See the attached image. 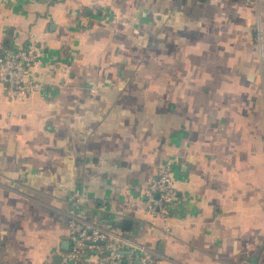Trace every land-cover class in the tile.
<instances>
[{
	"label": "crops",
	"instance_id": "obj_1",
	"mask_svg": "<svg viewBox=\"0 0 264 264\" xmlns=\"http://www.w3.org/2000/svg\"><path fill=\"white\" fill-rule=\"evenodd\" d=\"M259 23L264 0H0V56L36 47L44 86L0 82V264L66 255L72 218L152 264H264ZM166 165L167 223L142 210Z\"/></svg>",
	"mask_w": 264,
	"mask_h": 264
},
{
	"label": "built area",
	"instance_id": "obj_2",
	"mask_svg": "<svg viewBox=\"0 0 264 264\" xmlns=\"http://www.w3.org/2000/svg\"><path fill=\"white\" fill-rule=\"evenodd\" d=\"M256 43L259 54L264 59V27H256ZM40 53L36 48L19 47L12 54L0 56V82L11 100L20 102L32 93L40 92L44 86L27 71L39 64ZM67 74V68L63 69ZM178 182L171 165L164 166L145 191L146 204L142 210L165 223L170 218L169 207L178 198ZM71 250L64 255L63 264H77L88 252H96V264H152L153 258L147 249L136 242L97 227H86L75 218L69 223ZM118 244L122 245L121 249ZM139 260V263H137Z\"/></svg>",
	"mask_w": 264,
	"mask_h": 264
},
{
	"label": "water",
	"instance_id": "obj_3",
	"mask_svg": "<svg viewBox=\"0 0 264 264\" xmlns=\"http://www.w3.org/2000/svg\"><path fill=\"white\" fill-rule=\"evenodd\" d=\"M69 247H70V244L66 242L63 246V249L68 251ZM63 262H64V256L62 254H58L53 258L50 264H63ZM137 263H139V260H137Z\"/></svg>",
	"mask_w": 264,
	"mask_h": 264
},
{
	"label": "trees",
	"instance_id": "obj_4",
	"mask_svg": "<svg viewBox=\"0 0 264 264\" xmlns=\"http://www.w3.org/2000/svg\"><path fill=\"white\" fill-rule=\"evenodd\" d=\"M20 47H23V48H34V47H29V46H27L26 44H24V46L22 45V46H20ZM18 48H19V47H18ZM18 48H17V49H18ZM35 48H36V47H35ZM17 49H16V50H17ZM36 49H37V48H36Z\"/></svg>",
	"mask_w": 264,
	"mask_h": 264
}]
</instances>
